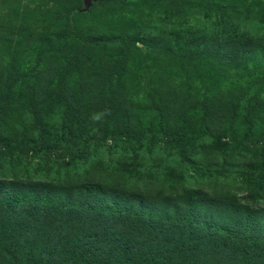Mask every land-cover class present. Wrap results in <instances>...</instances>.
Returning a JSON list of instances; mask_svg holds the SVG:
<instances>
[{"label": "rangeland", "instance_id": "374dc122", "mask_svg": "<svg viewBox=\"0 0 264 264\" xmlns=\"http://www.w3.org/2000/svg\"><path fill=\"white\" fill-rule=\"evenodd\" d=\"M75 3L0 0V132L50 138V125L60 139L59 125L74 110L68 100L81 98L90 114V162H72L68 152L51 146L45 157L55 165L69 162L73 178L151 193L169 187L172 180L163 175L171 167L185 187L225 189L248 206L263 207L264 0H91L85 10L82 0ZM189 36L198 42L190 48ZM218 47L224 51L220 55ZM121 83L128 85L132 107L109 112L107 95H117ZM166 95L167 109L152 108ZM229 96L232 100L223 102ZM122 121L139 129L138 135L128 142L94 138L101 122L120 127ZM126 144L127 151L120 152ZM8 147L0 158V177L10 175L13 165L20 175H35L30 166L40 158L31 147L21 152ZM124 159L134 160L143 176L120 169ZM174 243L117 261L164 264ZM196 245L192 251H205ZM208 245V261L224 251ZM238 257L231 254L228 260L264 264L255 256ZM8 258L5 264H32L21 255ZM60 264L86 263L70 248Z\"/></svg>", "mask_w": 264, "mask_h": 264}, {"label": "trees", "instance_id": "16d2710c", "mask_svg": "<svg viewBox=\"0 0 264 264\" xmlns=\"http://www.w3.org/2000/svg\"><path fill=\"white\" fill-rule=\"evenodd\" d=\"M70 1L71 5H76L78 0ZM189 38L188 48L191 42L198 43ZM134 41L142 43L140 39ZM220 52L224 51H219L218 47L216 53L220 55ZM49 75L50 70L45 81L49 80ZM42 87L44 89L45 84ZM115 90H119L117 95H107L113 107L109 112L131 108L128 85L118 84ZM222 99L225 103L232 100L230 96ZM68 101L74 110L59 125L60 139L50 125V138L36 139L28 132L20 135V132L6 133L4 129L0 132V147L3 146L0 158L4 150L12 146L19 152L31 147L41 160L34 168L30 166L36 172L33 176L14 172L18 170L13 165L10 175L0 177V264H5L8 256L16 260L20 255L32 264H60L70 248L78 249L86 264H121L118 258L126 261L128 257L130 260L143 257L144 253L166 250L167 242L172 240L174 250L164 264H232L228 260L231 254L239 256V260L250 261L255 256L264 262V206H248L225 189L214 188L207 192L201 187H185L182 177L177 181L178 174L171 167L163 175L165 181L172 180L167 182L169 187L149 193L102 180L75 179V174L71 176L68 171L69 162L65 166L49 163L45 158L49 146L68 152L72 162L87 163L91 159L88 157L90 114L89 108L84 110L83 106L87 102L76 97ZM160 105L167 109L171 99L167 95L166 100L160 96L159 104L152 108ZM108 108L106 105L105 111ZM120 124L119 127L101 122V130H95L93 136L113 141L123 137L122 142H128L140 131H134L133 125L126 121ZM56 142H60L59 146ZM128 148L126 144L120 152ZM118 165L127 173L143 176L142 172L141 175L137 172L134 160L124 159ZM73 171L76 173V168ZM199 242L205 251L195 253L192 249ZM208 243L224 246L216 260L208 261ZM243 249L240 255L239 250ZM38 255L41 256L33 261Z\"/></svg>", "mask_w": 264, "mask_h": 264}, {"label": "water", "instance_id": "95a60500", "mask_svg": "<svg viewBox=\"0 0 264 264\" xmlns=\"http://www.w3.org/2000/svg\"><path fill=\"white\" fill-rule=\"evenodd\" d=\"M84 3L83 9L85 10L89 5L91 0H82Z\"/></svg>", "mask_w": 264, "mask_h": 264}]
</instances>
